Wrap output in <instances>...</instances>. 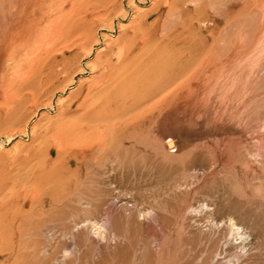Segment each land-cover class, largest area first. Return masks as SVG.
I'll return each instance as SVG.
<instances>
[{"label": "bare ground", "instance_id": "6f19581e", "mask_svg": "<svg viewBox=\"0 0 264 264\" xmlns=\"http://www.w3.org/2000/svg\"><path fill=\"white\" fill-rule=\"evenodd\" d=\"M162 1L167 7L165 11L167 17L173 18L169 25L174 29L157 41L160 35L156 36V40L154 37L156 32L154 34L149 30H142L138 19L137 31L132 34L131 40L121 45V41L117 39L109 45L107 54L97 55L93 61L90 59L91 62L87 64L92 73L90 81L86 84L80 83L77 91L70 96V103L59 110L56 118L47 120L43 129H40L36 148L28 158L27 167L14 177L0 175V255L12 257V264H27L24 260L26 257L23 256L24 242L23 244L21 242L24 236L27 238V235H34L43 228L46 231L45 234L51 235L55 229L59 228L58 225L48 226L47 223H59L61 220L63 222V219L76 214L70 211H75L77 208L89 215L79 219L80 221H73L75 229L73 232L72 228L57 231L62 238L63 235L66 237L69 234L71 249L67 251L69 253L64 252L66 253L64 255L68 258L73 257L75 262L83 260L87 253L92 251L96 257L93 264H212L213 256L219 251L217 246L221 245L220 241L229 245L231 249L241 250L242 255L245 254L244 249L247 251L252 246H257L258 249L262 246L260 241L264 240V158L262 155L260 158L255 152L251 151L250 155L246 153L247 150L243 152L240 149V142H237L224 145L223 151L218 153L215 161H212L211 157V161L205 159L202 165L190 162L179 168L177 164L173 163L177 165L174 166L165 162L167 157L172 156L169 145H163V151L159 152L162 153L161 156L160 154L147 156V153H145L147 155H141V152L140 155H135V151L138 150L139 153V149L132 150V147L137 144L133 135L148 128L170 105L177 109L182 103H188L191 105V117L196 116L199 120L217 124V122L229 120L235 114V110L241 108L243 111L246 104V93H244L246 88L239 86L240 80H231L232 78L229 79L227 76V73L232 70L228 68L233 47L225 48L224 46L223 50H226V53L222 57L220 55L222 48L218 50L220 47L212 46L205 51L202 42L205 39L200 40V25L209 21L205 17L206 10H211L209 6L215 4L212 2H220V0ZM116 2V0H9L8 10L24 16L20 20L17 19L19 21L16 24L11 22L12 20L15 22L16 19L10 20L13 26L7 30V25L6 32L1 33L3 36L0 39V69L6 63H10L12 68L10 65L9 67L13 72L12 78L11 75L10 78L5 76L7 80L12 79L11 83L6 84L10 87L7 90H11L7 92H12L11 97H13L11 98L13 108L8 116V124L24 118L28 101L38 106L40 97L49 94L47 101L52 100L53 91L63 83L58 78L59 74L62 72L67 75L73 74L80 67L76 53H72L68 58L66 54L88 46L94 19L101 18L99 16L103 13H108L109 11H106L110 10L114 3L116 6L120 3ZM207 3L210 5L208 6ZM189 4H192V10L188 8ZM206 6H208L207 9ZM159 20L158 18L157 22ZM228 20L227 29L230 24ZM211 23L208 25H212ZM239 23L236 22V24ZM119 29L121 30V26ZM217 29L220 30L216 27ZM164 32L163 34L166 33ZM136 35L140 39L139 46L135 42V38L138 37ZM181 38L190 41V44H187L185 56L180 55L182 48H175L177 41ZM238 40L241 39L238 37ZM113 49H116L115 62L110 55ZM90 52L91 49L88 50L89 54ZM232 57L235 59L236 56ZM23 61L28 63L23 64ZM241 66L243 67L242 64ZM201 69L209 70L210 76L207 79L205 77V80L201 78ZM227 69L229 71L225 73ZM3 94L5 95V92ZM42 105L45 107L49 103ZM196 105H201V108L200 106L197 108ZM25 127L26 125L23 124L22 128ZM126 145L130 148H126ZM52 155L55 157L53 158ZM249 156L254 157L253 163H256L260 169L257 183L240 186L234 180L223 183L221 181L217 186L206 190L207 196L209 193L215 195L211 203H202L195 209L192 203L184 206V202L189 198V192L202 183L201 175L190 172L199 167L212 169L223 164L225 166L234 164L239 168H245L248 163L250 164ZM183 171L190 175L187 178L183 177ZM135 176L138 178L135 179ZM148 178L154 181L151 186L158 191L154 192L157 194H153L152 202L146 205L136 201L133 195L136 186L127 188L124 185L123 188L118 189L114 186L118 183L117 179H124L123 182L126 184L132 182L139 184L140 180L145 182ZM97 185L104 186L105 190L98 192L97 189L94 192L90 190L91 188L86 189L94 186L97 188ZM207 187L209 188V184ZM147 198V201L151 200L148 196ZM213 206L227 208L229 222L219 226L208 221L209 223L206 222L208 225L203 229V226L199 225L201 215L206 211L209 212L210 207H212L210 210L214 211ZM172 209L173 213H171ZM169 212L173 214L175 220H180L179 229L186 234V237L179 239L177 243H175L177 239L172 241L168 237L174 227L170 228L172 219L169 220ZM45 221H47L46 225ZM195 244L205 247L195 250ZM191 252L193 253L190 254ZM79 253H81V259L77 258ZM34 255L36 259L38 254L36 257ZM246 257L248 256H242L244 259ZM232 258L239 260L241 256L236 253ZM56 259L53 258L54 261ZM33 261L35 263L36 260ZM66 261V264L75 263Z\"/></svg>", "mask_w": 264, "mask_h": 264}, {"label": "rangeland", "instance_id": "374dc122", "mask_svg": "<svg viewBox=\"0 0 264 264\" xmlns=\"http://www.w3.org/2000/svg\"><path fill=\"white\" fill-rule=\"evenodd\" d=\"M116 1L120 2L118 4L119 6L117 5L118 7L114 3L112 8L110 10L106 11V12L109 11L108 13H106V14L103 13L101 16H99V17L103 18V20H101V18L94 19L93 25L91 26L90 42L88 43V46L86 48H84V47L78 48L77 49L78 51L77 50L75 52L70 51L66 54V58H68V57H70V55H72V53L73 54L76 53L77 61L80 62V67L78 68V70L75 73L69 74V75L64 74L63 72L61 73L62 75L59 74L58 78L60 80H62L63 83L57 90L53 91V93H52L53 98H51L52 100L47 101L49 98V95H50L49 94L47 96H41L40 97V99H39L40 104L38 106L36 104H33V103L28 101V103L26 105L27 113L24 116V118L20 119L18 121H15L12 124L9 123L11 125L8 124V122H9L8 116L11 113V110L13 108L12 107L13 103L11 101L13 99V97H11L12 92L8 93L11 90H7L8 88L10 89V87L6 84L11 83V80H12V79L11 80L8 79L10 81L7 80V77H9L10 75L12 78V75H13L12 74L13 72L11 69L12 65L10 63L9 64L6 63V65L1 68L4 70L0 69V72H1L0 73V175L6 174L9 177H14L17 174H20V172L24 168L27 167V165L29 164L28 158L31 157L34 149L36 148L35 145L37 144L36 142L38 139V134L43 129V126L45 125L47 120L56 118L59 110L61 108L66 107L70 103V96L73 95L77 91L80 83L86 84L88 81H90V79L92 77V73H91V70H89L90 68L87 66V64L90 63L91 61H93L97 55L107 54V48L109 47V45L116 42L117 39L121 41V45H122V43L131 40L133 38L132 34H134V32L137 31L136 21L138 19H139V22L141 23V29L142 30H144V31L149 30L151 33H154V34L156 32L158 34V35L155 34V36H154L156 40H157L156 36L158 37L160 35L158 37L159 39L157 41H160L162 39V37H164L166 34H168L170 31H172V29H174L172 26H171L172 27L171 28L169 25L170 22L173 20V18L169 17V16L167 17L166 12H165V11H167V9H166L167 7H166V5H164L165 3L163 1L161 2V0H144L143 2H142V0H133L134 2H132L130 0V2H132V3H130L129 0H122V1L116 0ZM154 1H155V3H154ZM199 1H203V0H199ZM225 1L220 0L221 3L219 1L212 2V3H215L214 5L213 4L210 5L211 4L210 2H209L210 4L207 3L208 6L210 5L209 8H211V10L207 9L208 6H206L207 10H206L205 17H206V19H209V21H207V23H204L205 25L204 24L200 25V29H201L200 36H201V38L200 37L199 38H200V40L205 39V41L202 40V42L204 44V50L205 51L208 50L212 46L213 47L216 46L217 48L220 47L218 50H221V48L223 50L224 46H225V48L226 47H233V50H231L232 52L230 55L231 62L233 61V63L230 62V67L228 68V69H232V70L229 71L227 69L225 71V73L227 71H229L228 72L229 74L227 73V76H229V79L232 78L231 80L234 79L235 81L240 80L241 82H240L239 86L242 85L243 88H246V90L244 89V93H246V101H245L246 104H245L244 110L242 111V109L239 108V109L235 110V114L236 115L238 114L237 116L235 114H233L232 117L230 116L231 118L229 117L230 118L229 120L228 119L225 120L226 122L221 121L219 123L217 122V124H214L213 122L207 123V122L203 121V119H201L202 120V122H201V120L197 119L196 116L191 117L190 116L191 115L190 114V111H191L190 106L191 105H189L188 103H182L181 106L178 107L177 109H175L173 107V105H170L165 110L166 112L164 111L163 113H161V115L157 117V120L156 121L154 120V123L149 125L150 128L149 127L146 128L147 130L149 129L148 130L149 132H147V130L145 129L142 131L144 135L142 134V132H137L138 134L136 133V135L135 134L133 135V138H135V141L137 142V144H136L137 148L135 145L134 147H132V150L139 149V153L137 152L138 151L137 150V151H135V153H136L135 155H140V152H141V155H144L145 153H147L148 155L145 154L147 156H155V154L156 155L160 154L159 156H161L162 153H159V152L163 151V145L166 144V145L170 146L169 152H172V156L167 157L165 159L166 164H168V165L177 164L179 168H182L183 165H186L190 162H195L198 165H202L203 164L202 162H204L205 159L210 160L211 157H212V161H215L217 159L218 153L220 154L223 151L224 145L235 144L237 142H240V147H241L240 149H242L243 152L247 150L246 153L249 154L252 151V152L257 153V155H259L260 158H261V155H262V158H264V58H263L264 57L263 56L264 55V53H263V50H264L263 49L264 48V45H263L264 44V21L262 20V19H264V0L263 1L262 0H231L230 2H229V0H225ZM0 2H1V6H2V7L0 6L1 7L0 8V39H1L3 36L2 34L4 32H6L7 25H8L7 30H9V27L11 28L13 26L12 24H16L17 21L22 19L24 15L21 13L15 14L14 11L12 12L11 10H8V8H7L8 4L7 3H9V0H1ZM2 2L4 3L3 5H2ZM223 2H225V3L223 4ZM228 2L230 4H228ZM158 5H160V6H158ZM223 5L225 6V8ZM188 8H189V10H192L191 9V8H193L192 4H189ZM212 8H214V9H212ZM134 9H135V11H134ZM1 10H3V11L1 12ZM122 10H124V11H122ZM226 10H228V11H226ZM6 11L12 15H10L9 13L7 14ZM223 11L225 13L226 12H228V13H226V15H225V13ZM2 13H4V14H2ZM9 15H10V18L12 17L11 19L9 18ZM15 15H18V16H15ZM111 15H112V17H111ZM125 15H126V17H125ZM121 16L123 19L121 18ZM152 16H154V17H152ZM226 16H228V17L226 18ZM244 16H246V17H244ZM241 17H242V20H241ZM158 18L160 19L159 22H157ZM236 18L237 19L239 18V19L237 20ZM12 19H16V21L14 22ZM17 19H19V20H17ZM162 19H164V20H162ZM169 19H170V21H169ZM223 19L225 21H223ZM243 19L246 22H244ZM8 20H9V22H8ZM10 20H12L11 21L12 24H11ZM227 20L230 23L228 25L229 29H231L234 25H236L230 31H228L229 29L226 28ZM235 20H236V22L238 21V23L240 21H242V22H240L239 24H236V22H234ZM100 21H102V22H100ZM111 21H113V23ZM151 21H153V22H151ZM211 21L213 23H211ZM210 23L212 25H208ZM223 23H224V25H223ZM242 23H243V25H240ZM9 24H10V26H9ZM104 24H106V25H104ZM111 24H113L114 26ZM154 24H155V26H154ZM214 25H216V26H214ZM244 25H246V26H244ZM99 26H100V28H99ZM112 26H113L114 30L112 29ZM120 26H121V30L119 29ZM157 26H158V28H157ZM213 26H214V28H213ZM105 27H107L108 29L107 28L105 29ZM201 27H203V28H201ZM216 27L220 28L221 31L219 29L216 30ZM162 29L163 30L165 29L164 30L165 32L168 30L169 31L165 33L164 31H162ZM211 29H212V31H211ZM155 30H157V31H155ZM127 31H128V33H127ZM213 31H214V33H212ZM215 31H216V33H215ZM217 31H219V32H217ZM222 31H225V32H222ZM261 31H262V33H261ZM163 32L165 34H163ZM228 32H229V34H227ZM240 32L244 36L242 34H240ZM223 34H224V37H223ZM136 36H138V35H136ZM221 37H222V39H221ZM238 37L241 40H238ZM230 38H232V39H230ZM228 40H230V41H228ZM217 41H219L218 43L221 46H219L217 44ZM105 42H107V43H105ZM135 42L137 44H138V42H140L139 36L135 38ZM237 42H238V44H237ZM103 44H105V45H103ZM139 44H138V46H139ZM187 44L189 45L190 41L188 39H186V41H185V38H181L177 41L175 48H182V50L180 51V53H182V54H180L181 56L182 55L185 56V54H186L185 50L188 47ZM104 46H105V48H104ZM256 48H258V49H256ZM89 49H91V52H90L91 54L88 53ZM222 50H221L220 55L223 57V56H225L224 54L226 53V50L225 51L224 50L222 51ZM247 51H248V53H247ZM260 52H262V53H260ZM238 54L240 56H238ZM67 55H69V56H67ZM92 55L93 56L95 55V56L93 57ZM110 55L112 57L113 62H115V60H116V49H113L112 52L110 53ZM232 56H236L235 59ZM238 57H241V58L239 59ZM90 59H91V61H90ZM237 59H239V60H237ZM242 59H244V60L242 61ZM25 61H23V64L28 63ZM241 64L243 65V67L241 66ZM9 65L11 66V68L9 67ZM84 65H86V67ZM252 65H254V66H252ZM235 66H236V68H235ZM5 67H6V70H5ZM83 67H84V69H83ZM81 69H82V71H81ZM204 73L206 76L204 75ZM206 73H208V74H206ZM200 75H201V78H203L202 80L207 79L210 76L209 70L201 69ZM2 76L4 79L1 78ZM5 76H7V77H5ZM25 78H27V77H25ZM70 80H73V81H70ZM235 81H234V83H235ZM237 87H238V85H237ZM62 91H64V92L62 93ZM3 92H5V95L3 94ZM7 93L9 94V96ZM58 101H59V103H57ZM7 102H8V105H7ZM44 103H49V105H46L44 107L42 105ZM196 106H197V108L199 106H200L199 108H201V105H196ZM35 110L37 112H35ZM239 110H241V112ZM243 115H244V117H243ZM193 118L196 120H194ZM234 120H236V121L234 122ZM23 124L26 125L25 128H22ZM11 133H13V134H11ZM147 133H149V135H147ZM147 136H149V137H147ZM151 137H152V139H151ZM140 138L143 139L144 141L142 142V140ZM154 139H155V141H154ZM151 143H153V145ZM155 146L156 147L158 146V147L156 148ZM127 147L130 148L129 145H126V148ZM150 147H152V148H150ZM175 151H177V152H175ZM173 154H175V155H173ZM174 156H176V157H174ZM52 157L54 158L55 155H52ZM137 157H140V156H137ZM169 158H171V159H169ZM253 162H254V157L252 158V156H251L250 157V164L248 163L249 164V165L247 164L248 167L246 166L245 168H239L238 166H236L234 164H230V165H226V166L223 164V165H220L219 167H217L218 169L215 167L212 169H210V167L208 169H203V168L199 167L195 171L190 172L191 174L193 172H195L197 175H201L202 176V183H199V185L194 187L189 192L190 193L189 198L184 202V206L185 207L189 206V203L190 204L192 203L194 205L193 209H195V207L197 208V206L201 205L202 203L203 204L204 203H211L213 201L212 198L215 195L213 196V195H211V193H209V194L207 193L208 194V196H207L205 194L206 190L217 186L218 184H220L221 181H222L221 183H223V182H228L229 180H234L238 185L240 184V186H241V184H242V186L254 185L258 181L257 177L259 175L258 171H260V169H258V166L256 165V163H253ZM177 165H174V166H177ZM182 173L184 174L183 177H185V178H187L190 175V173H186L185 171H183ZM136 178H138V177L135 176V179ZM216 178H218V179H216ZM100 181H101V179H100ZM123 181H125V180L124 179H120V180L117 179L118 183H115L116 185L114 184V186L117 189L123 188L124 185L127 188H131L133 186H136V188L133 187L136 189V191L133 192V195H134V197L138 203H143L145 205H146V203L147 204L151 203L152 202L151 198L157 194V193L154 194V192H157L158 190H157V188H154L151 186L152 184H154V181L151 180V178L146 179L145 182H144V180H140V182H139V180H137L139 182V184L136 182H132L131 184H126ZM208 184H209V188L207 187ZM93 188H94V190H93ZM95 188H96V186L87 187L86 189H90L91 191H94V192L97 191V189H98V192H101L102 189L105 190L104 186H102V185H97V188L96 189ZM99 189H100V191H99ZM147 196L151 200L147 201V199H148ZM205 196H207V197H205ZM205 200H207V201L209 200L210 202H207ZM197 203H200V204H197ZM170 204H172V202H170ZM210 208H212V207H210ZM210 208H209V212L206 211L205 213H202V215H201L202 219H201V222L199 223V225L201 224L200 227L203 226V229L206 228V226L208 225L207 223H209L208 221H211V223H215L216 225H219V226H221L222 224H227L229 222V216H227V212H226L227 208H225V207L222 208V206H221V208H217L216 206H213L214 211H212V209L210 210ZM70 212H75L77 215L74 214L75 216L72 215L71 217H67L66 219H63V222L61 220L59 223L58 222H53V223L50 222V224H48L49 222L47 223V221H49V220L45 221V225L47 223L48 226L58 225L59 229H55V232H52L54 234L51 233V235L53 237L50 234H49L50 236L48 234H45L46 231L44 228L40 230L41 232L40 231L36 232L39 235H40V233H42L40 236H38V234H36L35 232H34L35 234L33 233L35 236L34 235H27L28 236V237L26 236L27 238H25V236H24V239H26V240L28 239L27 241L24 239H23L24 241L21 240L22 244L24 242L23 247L25 248V251H24V249L22 251H24L25 253H23V252L22 253L24 254L23 256L26 257L24 259L25 263H27V264H31V263H33V264H62V263L66 264L65 263L66 260L69 263L75 262L74 261L75 259L73 257L68 258L65 256L66 253H69L67 251H70L69 249H71V241H69L70 240L69 234H67L66 237L63 235V238H62V236L59 235L60 233H57V231L63 230V229L69 230L72 228L71 230L73 232V229H74L73 221H75V222L80 221L81 219H84L85 216H88L89 214H87L84 211L81 212V209L79 210L78 208H77V210L75 209V211L72 210ZM171 213H173V209H172ZM171 213L169 212V214H171ZM169 214H168L169 220L170 219H172V221H173V219L175 220V217L173 216V214H171V215H169ZM210 214H212V215L209 216ZM205 215H208V216H205ZM207 217H209V218H207ZM172 221L170 222L172 225L170 228H172L173 226L176 228H174V227L172 228L173 231L171 230V234L168 237L172 241L177 239L176 242L174 241L175 243H177V241L179 239L184 238V236L186 237V234H183V232L179 229L180 220H175L173 222ZM173 223H174V225H173ZM36 235H37V237H36ZM175 237H177V238H175ZM29 238L32 240H30ZM29 240H30L31 244L28 242ZM260 241L262 242V244H261L262 246L259 247V249L257 246L256 247L252 246V247L248 248L247 251L244 249V251H245L244 255L248 256L245 259L242 258V256L243 257H245V256L242 255L243 253L241 250L231 249L229 245L222 243V241H220L219 243H221V245H220L221 247L218 245L219 244L218 243L217 247H218L219 251H217L215 253V256H213L214 259L212 258V264H246V263L247 264H255V263L262 264L264 262V240H260ZM236 242H238V241H236ZM32 244H33V247H31ZM202 245L204 246V244H202ZM36 247L37 248L39 247V248L37 249ZM204 247H202L200 244L199 245L195 244V250H200V249H203ZM227 247H228V249H227ZM253 248H256V249L252 250ZM32 249H34L33 252H32ZM64 252H66V253H64ZM184 252H186V251H184ZM246 252H248V253H246ZM32 253L35 254L34 255L35 257L38 254L36 259L33 257ZM192 253L193 252H191L190 254H192ZM236 253L240 254V256H241V258L239 260L232 258L233 255H235ZM87 254H88V255H86L87 258L86 257L84 258L85 260L84 259L83 260H77L74 264H93L94 261L96 260L95 255L93 254L92 251H89V253H87ZM78 255L79 256L77 258L81 259V253H79ZM27 256H30V257H27ZM62 256L63 257L65 256V257L63 258ZM4 257H6L5 261H4ZM53 258H57L58 260L56 259L54 261ZM12 259H13L12 257L8 258L5 254H1L0 255V264H3V263L12 264V262H13ZM241 259H244V260L241 261ZM9 260H10V263H8ZM33 260H36L35 263ZM235 260H236V262H235ZM6 261H8V262L6 263ZM80 261H83V263L82 262L80 263ZM86 261H88V262H86ZM237 261L239 263H237ZM106 264H110V263H106Z\"/></svg>", "mask_w": 264, "mask_h": 264}]
</instances>
